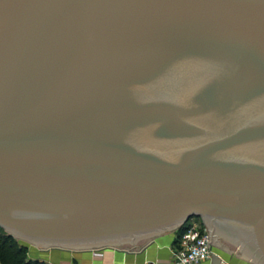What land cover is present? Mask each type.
<instances>
[{
	"label": "water",
	"instance_id": "95a60500",
	"mask_svg": "<svg viewBox=\"0 0 264 264\" xmlns=\"http://www.w3.org/2000/svg\"><path fill=\"white\" fill-rule=\"evenodd\" d=\"M194 218L264 264V0H0V228L138 251Z\"/></svg>",
	"mask_w": 264,
	"mask_h": 264
},
{
	"label": "crops",
	"instance_id": "0c3cea01",
	"mask_svg": "<svg viewBox=\"0 0 264 264\" xmlns=\"http://www.w3.org/2000/svg\"><path fill=\"white\" fill-rule=\"evenodd\" d=\"M199 224L210 231L203 220ZM182 227L150 241L138 251L115 247L73 251L33 247L30 259L46 264H174L173 253L180 247ZM213 250L222 264H260L232 238L220 233L213 241ZM200 264H212V260Z\"/></svg>",
	"mask_w": 264,
	"mask_h": 264
},
{
	"label": "built area",
	"instance_id": "2783aa9c",
	"mask_svg": "<svg viewBox=\"0 0 264 264\" xmlns=\"http://www.w3.org/2000/svg\"><path fill=\"white\" fill-rule=\"evenodd\" d=\"M214 255L210 231L191 220L180 247L173 253L174 264H200L212 260Z\"/></svg>",
	"mask_w": 264,
	"mask_h": 264
},
{
	"label": "trees",
	"instance_id": "16d2710c",
	"mask_svg": "<svg viewBox=\"0 0 264 264\" xmlns=\"http://www.w3.org/2000/svg\"><path fill=\"white\" fill-rule=\"evenodd\" d=\"M189 222L181 228L182 234L188 229ZM27 250L26 247L20 245L18 240L0 228V264H46L30 260Z\"/></svg>",
	"mask_w": 264,
	"mask_h": 264
},
{
	"label": "rangeland",
	"instance_id": "374dc122",
	"mask_svg": "<svg viewBox=\"0 0 264 264\" xmlns=\"http://www.w3.org/2000/svg\"><path fill=\"white\" fill-rule=\"evenodd\" d=\"M200 220L201 219H199V218H194V219H192V221H194V222H196V223H200ZM17 240V239H16ZM19 243H20V245H22V246H24V247H26L28 250V258L30 259V252L32 251V249H33V247H35V246H31V245H29V244H27V243H25V242H21V241H19ZM30 260H33V259H30ZM33 261H35V260H33Z\"/></svg>",
	"mask_w": 264,
	"mask_h": 264
}]
</instances>
